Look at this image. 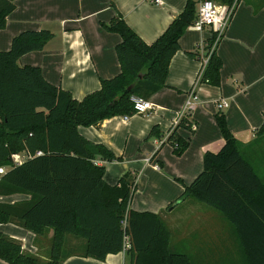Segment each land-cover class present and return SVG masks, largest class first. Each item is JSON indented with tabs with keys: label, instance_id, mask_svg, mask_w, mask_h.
<instances>
[{
	"label": "trees",
	"instance_id": "obj_1",
	"mask_svg": "<svg viewBox=\"0 0 264 264\" xmlns=\"http://www.w3.org/2000/svg\"><path fill=\"white\" fill-rule=\"evenodd\" d=\"M197 5L198 0H185L183 10L149 43L116 11L102 26L121 38L115 45L120 71L101 78L100 87L81 99L49 82L39 66L19 64L22 55L43 49L55 36L50 29L23 30L12 37L7 50H0V196L28 195L11 203L0 201V224L14 223L35 235L51 229L45 264H61L73 254L72 249L65 250L69 236L84 243L81 256L104 260L107 254L123 250L124 235L130 244L126 250L130 264H145L144 255L155 264H192L187 255L170 248L169 231L159 214L129 208L135 187L130 173L114 185L105 181V167L98 162L118 157L103 143L82 136L78 126L98 125L116 115L132 116V97L148 99L167 86L170 59L195 19ZM14 8L15 0H0V29ZM188 54L196 57L195 52ZM221 67L215 49L205 70L208 84H220ZM215 118L223 145L217 152H204L202 170L177 200L195 198L217 209L235 229L243 264H264V182L246 155L264 140V122L254 139L243 143L228 129L222 112ZM178 127L192 133L196 123L185 118ZM177 128L168 141L180 153L188 140L177 134ZM21 153L22 160L16 162L14 155ZM0 259L6 264L40 260L24 251L20 240L1 231Z\"/></svg>",
	"mask_w": 264,
	"mask_h": 264
},
{
	"label": "crops",
	"instance_id": "obj_2",
	"mask_svg": "<svg viewBox=\"0 0 264 264\" xmlns=\"http://www.w3.org/2000/svg\"><path fill=\"white\" fill-rule=\"evenodd\" d=\"M159 1L160 3L156 0H15V8L6 16L5 26L0 29V50H7L12 37L23 30L50 29L55 36L43 49L22 55L19 64L39 66L49 82L68 90L74 98L81 99L100 87L101 78L113 77L120 71L115 45L121 38L117 33L102 29L97 20L108 22L118 11L142 40L149 43L164 31L185 5V0ZM110 2H113L115 8ZM256 5L261 6L255 8ZM209 37L208 30L195 31L189 27L185 30L179 39L178 50L170 59L167 86L148 98L154 107L146 116L134 114L126 120L121 115L112 116L98 125L78 126L79 133L92 142L103 143L117 156L119 153L124 154L130 139L139 141L149 134L153 135L152 142L156 144V136H163L170 129L177 110L183 107L187 92L198 72L200 62L188 52H195L196 46ZM216 53L222 59L220 84L213 86L205 83L198 87L199 100L190 116L195 117L203 106L216 107L218 101L225 100L228 103L226 107L216 108L226 110L232 134L247 143L254 139L255 130L264 122V0L239 1L216 47ZM235 115H240L238 123L235 122ZM241 117L243 121L239 119ZM192 119L197 127V120ZM200 127L198 124L192 133L183 129L192 135ZM154 128L156 134H151ZM212 139L210 143L200 146V151L210 145H223L224 140L222 142V139L216 137ZM123 140L124 146L120 148ZM185 140L189 141L190 136ZM17 155L24 156L21 153L14 155V158ZM151 159L139 157L134 161L143 171L147 167L155 171L161 169V164H151ZM110 162L113 161H101L100 164L106 168V164ZM107 174L106 168L104 179L108 184L114 185V180ZM130 174L134 177L136 190L140 188L144 192H158V188L149 183L151 180L148 184L142 182L137 170ZM10 196L7 201L9 203L28 198V195L22 194L12 201L14 197ZM162 202L164 204L158 211L139 210L132 208L130 204L129 208L137 212L159 214L169 231L170 248L187 255L192 264L224 263L226 259L235 260V256L236 263L243 261L244 255L235 229L225 217L222 216L227 222L220 220L217 209L208 205L181 206L178 205L180 202L169 206L170 203ZM2 224L4 225L1 223L0 227ZM10 224L16 230L3 233L20 240L24 251L38 255L40 261L48 260L51 229L43 235H35L14 223ZM67 241L73 254L61 264H130L131 258L126 251L107 254L104 260H97L81 256L84 245L82 241L71 236ZM221 256L225 258L220 259ZM143 257L145 264H155L147 255ZM0 264L6 263L0 259Z\"/></svg>",
	"mask_w": 264,
	"mask_h": 264
},
{
	"label": "rangeland",
	"instance_id": "obj_3",
	"mask_svg": "<svg viewBox=\"0 0 264 264\" xmlns=\"http://www.w3.org/2000/svg\"><path fill=\"white\" fill-rule=\"evenodd\" d=\"M102 23H107V22H102V21L99 22V20H97V24L101 26L102 29H104ZM181 109L182 108H179L177 112L181 111ZM220 111L225 116L228 129L231 131V133H233L230 128V125L228 124L225 109L218 110L214 105H210L209 107L203 106L197 111L195 117L194 116L189 117L190 120H193L192 118L197 120V127L198 124L201 125L199 131L197 130V132L191 135L189 131L181 127L177 128L179 131V133L177 134L184 140L190 136V140L188 141V145L184 151L180 153H176L174 151L171 142L169 141L166 142L165 139L163 138V136L166 134L165 131L163 136L160 137L156 136L158 141V142L156 141V144L152 142L153 139L151 137H153V135H149V134L148 137L151 139H149L148 137L145 138L142 137L141 139H139V141L130 139L127 142L124 154L119 153L118 156L116 155L118 159H116L113 162H110L111 164L110 163L106 164L107 173H108L107 175H109L112 178V180H114V184L123 174L137 170L138 176H140L141 174L143 183L148 184V181L151 180L149 181V183H152L156 188H158V192L156 193H153V191L144 192L140 188L137 190L134 188L129 201V204L132 208H137L139 210L152 209L158 211L160 208H162L164 204L162 201L167 202L166 204H169L175 202V200L181 196V194L185 189V186H187L192 181L193 176L195 174H198V172L202 170V160L205 150L216 151L219 149L221 145H216L213 147L212 145H210L209 147L212 148L213 150L207 147L202 151H200V146L210 143L213 137H216L217 139L220 138L222 139L223 142V137L221 135L219 126L215 118L217 114L221 113ZM135 115H139V114H135ZM239 116L240 115H235L236 123H238L239 121L238 120ZM239 119L243 121L242 117ZM148 145L151 146L148 147ZM123 146H124V140L120 143V148H123ZM156 151L158 152L156 153ZM246 155L252 162L261 180L264 182V140L260 142L258 145H255L254 149L250 152H247ZM139 157L152 158L151 164H158L159 162L161 164V169L155 171L151 167H147V169L143 171L142 167H140L136 163V161H134V159ZM21 158H23V156L17 157L16 160H19ZM106 168H105V172H106ZM108 171H110V173ZM12 196L14 197L12 199L13 201L21 197L22 194H14ZM8 197L11 196L10 195L0 196V201L7 202L8 200H10V198ZM186 199L189 200L186 201ZM179 202L180 203L178 205L181 206H191V205L206 206V204L196 200L195 198H183L180 199ZM218 213L220 215V220L226 221L223 218L224 216L220 212ZM0 230L1 232H7L9 230L11 231L16 229L14 228L13 225L7 222L4 223V225L2 224ZM66 247H65L66 251L72 249V247L69 246V244H66ZM40 252H42V250ZM221 258H225V257L221 256L220 259ZM235 258L237 259L236 256ZM236 259L233 261H231L230 259L229 260L226 259L224 263L219 262L217 264L244 263V259L243 261L237 263H236L237 261ZM38 264H45V262L43 260L42 261L39 260Z\"/></svg>",
	"mask_w": 264,
	"mask_h": 264
},
{
	"label": "built area",
	"instance_id": "obj_4",
	"mask_svg": "<svg viewBox=\"0 0 264 264\" xmlns=\"http://www.w3.org/2000/svg\"><path fill=\"white\" fill-rule=\"evenodd\" d=\"M239 1L240 0H232L230 3H215L213 0H198L196 17L188 27L195 31L208 30L210 32V37L206 41H201L200 44L196 46V58L199 60L200 66L194 82L187 92L186 99L181 111L176 113L170 129L166 131L165 135L163 134V138L166 142H168L170 134L174 129L177 128V125L183 119H189L191 112L193 111L199 100L197 93L198 87L201 84L209 83L208 79L204 78L209 58L216 49L221 37L223 36ZM156 2L160 3L159 0H156ZM132 99L134 102V114L146 115L154 107L153 103H151L148 99L140 97H132ZM227 105L228 103L225 100H221L216 103V107L218 109H222ZM123 117L126 120L129 116ZM17 157L19 156L17 155ZM17 157H15L14 160L16 162H20L22 158L16 160ZM0 172H3L2 168H0ZM122 226L123 228H125L126 226V216L122 220ZM129 246L130 244L128 241V236L124 235L123 251H126Z\"/></svg>",
	"mask_w": 264,
	"mask_h": 264
},
{
	"label": "water",
	"instance_id": "obj_5",
	"mask_svg": "<svg viewBox=\"0 0 264 264\" xmlns=\"http://www.w3.org/2000/svg\"><path fill=\"white\" fill-rule=\"evenodd\" d=\"M179 202V200H177L173 205L177 204Z\"/></svg>",
	"mask_w": 264,
	"mask_h": 264
}]
</instances>
